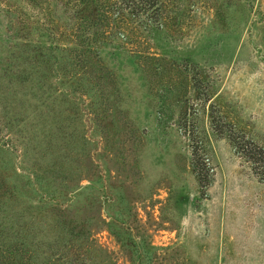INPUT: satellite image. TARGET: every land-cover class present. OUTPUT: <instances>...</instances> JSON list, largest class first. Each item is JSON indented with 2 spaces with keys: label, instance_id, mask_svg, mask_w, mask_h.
Returning <instances> with one entry per match:
<instances>
[{
  "label": "rangeland",
  "instance_id": "obj_1",
  "mask_svg": "<svg viewBox=\"0 0 264 264\" xmlns=\"http://www.w3.org/2000/svg\"><path fill=\"white\" fill-rule=\"evenodd\" d=\"M113 1L0 0L2 245L23 264H264V180L227 136L264 144V0Z\"/></svg>",
  "mask_w": 264,
  "mask_h": 264
},
{
  "label": "trees",
  "instance_id": "obj_2",
  "mask_svg": "<svg viewBox=\"0 0 264 264\" xmlns=\"http://www.w3.org/2000/svg\"><path fill=\"white\" fill-rule=\"evenodd\" d=\"M80 1L88 2L89 0ZM157 1L159 0H117L113 2L117 5V7H119V12L121 9H123V11L131 14L134 10L143 9V11H145L150 6L157 4ZM212 129L218 132L223 131V128L219 127V125L216 123H212ZM227 136L232 142L235 151L239 155L244 157L247 162H249L252 172L258 178L264 180V144L258 143L253 139L247 138L243 135L238 136L231 131L227 134ZM197 155L198 154L196 153V150H193V167L196 171L199 184L205 186L208 183L206 181L208 180L206 175L207 170L203 171V169L206 167L208 169V163L205 158ZM2 244L3 243L0 241V264H12L14 262H18V264L24 263L22 260L17 259L15 256L10 257V255L7 253V248H5Z\"/></svg>",
  "mask_w": 264,
  "mask_h": 264
}]
</instances>
